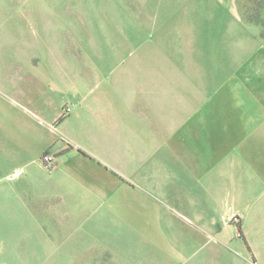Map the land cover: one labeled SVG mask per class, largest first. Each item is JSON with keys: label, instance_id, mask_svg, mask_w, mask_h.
Masks as SVG:
<instances>
[{"label": "crops", "instance_id": "crops-1", "mask_svg": "<svg viewBox=\"0 0 264 264\" xmlns=\"http://www.w3.org/2000/svg\"><path fill=\"white\" fill-rule=\"evenodd\" d=\"M150 1L148 12H134L130 35L117 17L109 44L115 72L78 80L61 63L4 53L0 203L74 209L75 173L87 168L124 199L90 213L124 264H235L220 242L237 234L219 226L264 208L261 28L238 0ZM65 106L73 107L67 115ZM47 151L58 162L51 172L42 162ZM240 233L244 241L264 238L261 227Z\"/></svg>", "mask_w": 264, "mask_h": 264}, {"label": "rangeland", "instance_id": "rangeland-1", "mask_svg": "<svg viewBox=\"0 0 264 264\" xmlns=\"http://www.w3.org/2000/svg\"><path fill=\"white\" fill-rule=\"evenodd\" d=\"M150 3V0H0V65L7 53L33 63L47 58L54 63L53 67L61 63V72L73 73L78 80L98 72H115L116 64L109 66L114 60L110 59L114 49L109 44L115 34V24L121 28L117 17L121 15L130 35L134 12H148ZM237 3L244 18L261 28L259 35L264 40V0H238ZM259 71H264L261 64ZM72 109L65 106L62 114L67 115ZM71 146L69 143V148ZM87 154L89 158L93 155ZM123 179L128 188L131 178ZM107 183L108 178L98 171L85 168L76 172L75 192L67 194L74 199V209L62 207V202L59 207L46 202L0 203V264H124L118 257L120 251L115 242L96 234L95 230H99L102 223H94L90 216L94 210L105 212L124 200L117 186L109 189ZM9 186L19 194L20 185ZM63 188L71 190L72 185ZM125 197L130 199V194L126 192ZM260 217L264 220V208L255 214L235 213L230 222L219 226L221 232L237 234L235 241L220 242L222 248L233 250L235 264H264V238L244 241L242 235H238L240 226L245 229L240 234L249 233L255 227H261L264 232V224L259 225V220L253 219ZM100 222H104L103 217ZM161 244L151 245L159 249ZM125 247L122 244V248Z\"/></svg>", "mask_w": 264, "mask_h": 264}, {"label": "built area", "instance_id": "built-area-1", "mask_svg": "<svg viewBox=\"0 0 264 264\" xmlns=\"http://www.w3.org/2000/svg\"><path fill=\"white\" fill-rule=\"evenodd\" d=\"M67 109H71V107L67 106ZM43 162L45 164V166L49 169H52L56 166V158L55 155L51 152H46L43 155Z\"/></svg>", "mask_w": 264, "mask_h": 264}]
</instances>
